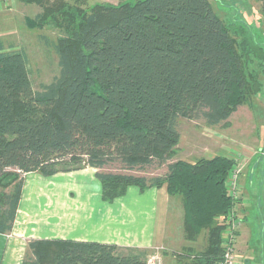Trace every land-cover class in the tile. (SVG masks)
Returning <instances> with one entry per match:
<instances>
[{"label": "trees", "instance_id": "obj_1", "mask_svg": "<svg viewBox=\"0 0 264 264\" xmlns=\"http://www.w3.org/2000/svg\"><path fill=\"white\" fill-rule=\"evenodd\" d=\"M51 6L36 22L61 27L54 45L61 70L43 89H34L27 52L0 37V233L14 227L25 173L92 167L108 202L129 185H166L170 197H181L186 239L206 233L203 249L185 248L192 256L185 264H216L226 227L220 218L236 207L228 177L237 162L225 154L176 159L178 123L202 117L227 125L263 86L264 47L244 26L226 24L210 0ZM113 163L168 170L147 177L105 169ZM148 255L114 243L35 239L21 264H147Z\"/></svg>", "mask_w": 264, "mask_h": 264}, {"label": "rangeland", "instance_id": "obj_2", "mask_svg": "<svg viewBox=\"0 0 264 264\" xmlns=\"http://www.w3.org/2000/svg\"><path fill=\"white\" fill-rule=\"evenodd\" d=\"M59 0H46L44 4L28 3L21 0H0V37L13 49H24L28 54L30 76L34 89L41 90L60 74L59 58L54 45L61 35V27L45 20L37 21V16ZM90 9L97 3L131 2L136 0H64ZM215 12L230 27L244 26L247 33L264 47V15L261 0H210ZM56 5V4H55ZM46 6V7H45ZM234 35L237 34L234 32ZM239 38V37H238ZM255 67L260 69L257 62ZM257 69V70H258ZM263 86L231 115L227 125L210 126L201 117L198 119L180 118L178 130L180 140L177 145V158L195 161L200 157H212L217 154L230 155L236 159L235 168H241L238 176L236 213L241 219V234L236 243L239 258L237 264H264V73L261 74ZM108 171L128 172L152 177L167 172V164H153L144 169L123 170L120 163H113ZM88 180L90 176L82 177ZM86 184V182H85ZM137 187L145 194L133 199L131 204L149 215L152 196L147 189ZM137 198V197H136ZM169 212L163 225L166 241L159 246L149 248V256L159 253L162 264H185V248L192 247L194 252L206 245V233L198 241H189L184 234V210L181 197H170ZM156 207V212L157 213ZM148 232L152 229L151 221L140 220ZM167 222V223H166ZM240 231V229H239ZM148 237V233L146 234Z\"/></svg>", "mask_w": 264, "mask_h": 264}, {"label": "crops", "instance_id": "obj_3", "mask_svg": "<svg viewBox=\"0 0 264 264\" xmlns=\"http://www.w3.org/2000/svg\"><path fill=\"white\" fill-rule=\"evenodd\" d=\"M97 171L87 167L51 176L39 171L25 173L14 227L9 233H0V264H21L35 239L89 240L142 249L164 243L163 225L170 211L166 185L147 189L152 196L148 215L131 204L145 194L137 187H131L126 196L105 201ZM85 176L90 178L84 180ZM133 195L137 198L132 199ZM147 218L152 224L150 232L145 226L139 229L140 220Z\"/></svg>", "mask_w": 264, "mask_h": 264}, {"label": "built area", "instance_id": "obj_4", "mask_svg": "<svg viewBox=\"0 0 264 264\" xmlns=\"http://www.w3.org/2000/svg\"><path fill=\"white\" fill-rule=\"evenodd\" d=\"M241 168H235L228 177V188L231 194L236 198L238 192V176ZM235 210L221 216L226 224L222 236L223 256L216 264H237L239 252L236 246L238 233L241 226V219L238 218ZM147 264H162L159 253H154L147 258Z\"/></svg>", "mask_w": 264, "mask_h": 264}]
</instances>
